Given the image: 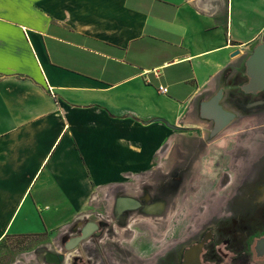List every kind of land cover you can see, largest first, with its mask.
I'll list each match as a JSON object with an SVG mask.
<instances>
[{
	"label": "crops",
	"instance_id": "0c3cea01",
	"mask_svg": "<svg viewBox=\"0 0 264 264\" xmlns=\"http://www.w3.org/2000/svg\"><path fill=\"white\" fill-rule=\"evenodd\" d=\"M261 42L264 0H0V243L67 233L159 156L173 167L175 136L205 137L201 104L247 83Z\"/></svg>",
	"mask_w": 264,
	"mask_h": 264
},
{
	"label": "rangeland",
	"instance_id": "374dc122",
	"mask_svg": "<svg viewBox=\"0 0 264 264\" xmlns=\"http://www.w3.org/2000/svg\"><path fill=\"white\" fill-rule=\"evenodd\" d=\"M233 93L240 96V90L235 89ZM261 94L263 95L264 91L259 95ZM248 98L253 100L254 96L250 95ZM226 107L237 113V119L217 134L216 141L209 150L212 152L211 155L213 151L215 153L213 160L217 158L219 160L221 154L226 158L229 157L226 153L234 147L235 131L245 128V123L239 120L246 114V107H242L240 112L236 110L235 105L227 104ZM223 136L225 140L228 139V143H223L221 146L219 139ZM198 145H200L198 137L177 134L169 162L173 160L174 166L179 167L183 162L192 159L196 163L195 166L200 167L198 161L204 160L206 153H200ZM257 151L258 148L255 147L254 154H257ZM237 155H243V159L247 160V148L239 147ZM166 159L163 155L159 156L153 174L146 177L140 185L133 186L132 193H127V198L142 202L143 207H130L132 209L127 210L129 213L122 217L117 202L113 200L114 195L111 194L112 201L94 202L86 217L74 223L67 233L8 236L0 243V264H171V257L173 254L175 256L181 241L187 240L188 237L193 236L192 234H199L201 227L212 217L205 212L202 213V200H197L191 192L187 196L183 192L177 195L174 205L169 206L166 203L168 190L166 178L169 169ZM177 170L182 172L181 169ZM197 170L198 168L191 174L196 178L195 182L198 178ZM218 175L219 172L216 171L215 175L210 176L217 179ZM144 192L150 193L155 199L159 198L154 202L162 204L159 211H147L146 207L152 203L147 201L148 199L146 201L141 199ZM223 203L221 201L218 205L223 208ZM260 214L257 211L250 218L239 217L228 222L222 217V228L217 233L219 245L216 248L209 245L205 249L204 256L213 262L220 247L221 258L217 264H264V258L257 257L252 249V240L255 242L258 236L264 235V216ZM87 221L97 222L100 226V234H93L74 250H66L65 242L80 234V228Z\"/></svg>",
	"mask_w": 264,
	"mask_h": 264
},
{
	"label": "flooded vegetation",
	"instance_id": "af4514ba",
	"mask_svg": "<svg viewBox=\"0 0 264 264\" xmlns=\"http://www.w3.org/2000/svg\"><path fill=\"white\" fill-rule=\"evenodd\" d=\"M236 89L240 90V96L235 95L232 91L228 98L225 100L222 98L221 104L226 109L227 104L235 105L237 111H241L242 107H246V114L241 113V115L244 114V117L239 120L245 123V128L235 131L234 135L236 139L245 142V145L241 147L247 148V160L243 159V155H237L239 147L234 146L231 147V151L226 153L229 157L226 158V156L221 154L222 162H219L218 158L216 159L217 161H213L212 158L215 157V153L213 151V155H211L212 152L209 151L211 144L216 141L217 134L225 130L237 119V113L236 117L227 126L212 134L216 122L203 115L200 107V118L209 124V128H207L205 137L200 139V145L197 148L200 153H206L204 154V160L206 157L210 160L209 163L212 166L208 170H216L222 176L213 179L209 175V171L204 167L205 163L203 160L198 161L200 167H196L195 161L191 159L192 161L183 162L179 167L173 166L167 170L166 185L168 190L166 203L169 206L174 205L177 195L179 196L183 192L187 196L191 192L193 196L197 197V200H202V213L205 212L209 217H212L206 225L201 227L199 234H197L198 236L192 234L193 236L188 237L187 240L181 241L176 249L177 251L175 250V256L173 254L171 257V264H217L221 258L220 247L217 249L218 253L215 255L213 262H210V259L204 256V253L209 245L215 248L219 245L217 233L222 228L221 218L225 217V222L239 217L250 218L257 211L264 216V94L259 95L264 90L252 94L243 92L242 87ZM250 95L254 96L253 100H249L248 97ZM255 147L258 148L257 154L253 152ZM196 168H198V178L195 182L196 178L192 177L191 174ZM177 169H181L182 172ZM177 181H180V183ZM141 199L143 201L148 199L147 201L155 204L154 202H157L159 198L155 199L150 193L144 192ZM221 201L224 202L223 208L220 204L218 205ZM138 205L133 208L143 207L142 202H138ZM129 208L124 206L123 210L120 211L118 207V211L122 217H125L129 213L127 212ZM249 236L252 237L251 235ZM261 238H264V235L258 236L255 242L252 240V249L257 257L264 258V254L259 255L256 250L257 242Z\"/></svg>",
	"mask_w": 264,
	"mask_h": 264
},
{
	"label": "water",
	"instance_id": "95a60500",
	"mask_svg": "<svg viewBox=\"0 0 264 264\" xmlns=\"http://www.w3.org/2000/svg\"><path fill=\"white\" fill-rule=\"evenodd\" d=\"M245 72L248 77L247 83L242 86V90L245 93L256 94L259 91L264 90V42L258 43L245 60ZM223 89H220L212 98L204 101L201 104V110L203 115L215 120L216 125L212 132L215 134L227 126L235 117L234 111L224 108L221 104L223 98ZM156 121H163L161 118H157ZM167 126L174 129H181L180 126L170 124L166 122ZM138 202L131 198H121L117 201L119 210H123L125 207H136ZM99 224L94 221L86 222L82 228L80 234L69 238L65 242L66 250H74L80 243L90 238L93 234H100ZM256 250L259 255L264 254V238H261L257 242Z\"/></svg>",
	"mask_w": 264,
	"mask_h": 264
},
{
	"label": "bare ground",
	"instance_id": "6f19581e",
	"mask_svg": "<svg viewBox=\"0 0 264 264\" xmlns=\"http://www.w3.org/2000/svg\"><path fill=\"white\" fill-rule=\"evenodd\" d=\"M161 206H162V204L158 203L155 205H150V206L146 207V209H147V211L156 212V211H159L161 209ZM196 248H198V247H196Z\"/></svg>",
	"mask_w": 264,
	"mask_h": 264
},
{
	"label": "built area",
	"instance_id": "2783aa9c",
	"mask_svg": "<svg viewBox=\"0 0 264 264\" xmlns=\"http://www.w3.org/2000/svg\"><path fill=\"white\" fill-rule=\"evenodd\" d=\"M158 88H159V91L162 93H166L168 91V88L164 85H159ZM51 92L54 94V91L52 89H51Z\"/></svg>",
	"mask_w": 264,
	"mask_h": 264
}]
</instances>
